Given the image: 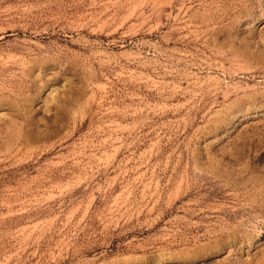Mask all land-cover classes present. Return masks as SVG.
<instances>
[{"label":"rangeland","instance_id":"1","mask_svg":"<svg viewBox=\"0 0 264 264\" xmlns=\"http://www.w3.org/2000/svg\"><path fill=\"white\" fill-rule=\"evenodd\" d=\"M0 264H264V0H0Z\"/></svg>","mask_w":264,"mask_h":264},{"label":"bare ground","instance_id":"2","mask_svg":"<svg viewBox=\"0 0 264 264\" xmlns=\"http://www.w3.org/2000/svg\"><path fill=\"white\" fill-rule=\"evenodd\" d=\"M11 87V86H10Z\"/></svg>","mask_w":264,"mask_h":264}]
</instances>
